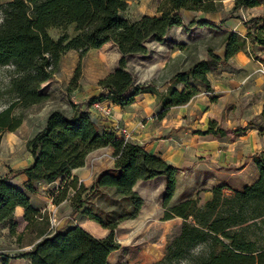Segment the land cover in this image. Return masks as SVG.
<instances>
[{
  "label": "trees",
  "instance_id": "16d2710c",
  "mask_svg": "<svg viewBox=\"0 0 264 264\" xmlns=\"http://www.w3.org/2000/svg\"><path fill=\"white\" fill-rule=\"evenodd\" d=\"M232 9L253 7L260 0H231ZM221 0H159L156 14L140 15L134 19L123 16L126 0H7L0 3V65H9L11 74L7 88L10 101L0 109V138L4 131H14L22 115L13 113L18 105L26 108L39 104L46 95L40 85L58 69L60 56L67 50L77 52L80 58L86 51L104 43L115 46L119 56L113 69L98 79L103 90L77 103H71L66 113L61 109L49 110L41 128L26 141L25 148L31 160L28 165L0 174V223L6 222L13 233L16 222L13 209H23L26 229L42 230L41 237L28 250L13 256L28 264H109L107 256L119 248L114 231L118 222L134 218L142 198L133 189L137 181L155 176L163 177L161 220L177 217L176 229L167 234L159 258L147 264H264V157L253 155L257 177L229 193L222 185L212 186L210 197L198 204L197 198H186L169 204L175 189L177 167L157 155L148 153L141 145L124 141L114 130L101 126L93 119L88 107L95 101H109L118 106L129 105L141 92L155 93L152 83H136L126 69L130 55H147V40L164 41L173 26H183V11L213 13L219 10ZM190 26H215L205 18H191ZM70 27L71 33L64 31ZM48 28H61L55 38ZM261 29L264 31V19ZM263 42L260 35L245 32L242 36L227 31L223 40L222 57L211 49L206 57L193 61L185 70L171 74L165 89L158 95L161 118L171 106L188 102L199 92L210 90L207 73L214 66L223 65L228 57L239 50L246 51L245 40ZM75 70L73 79L76 78ZM259 117L264 120V100ZM197 134L223 136L225 129L209 121L205 130ZM109 146L113 163L98 172L88 186L71 175V170L83 164L93 149ZM22 174L21 185L11 178ZM58 181L56 194H49L51 203L69 200L70 213H80L107 229L100 238L94 237L78 224L49 229L48 215L29 203V195L39 184ZM68 190L71 195L67 197ZM102 198L115 207L109 220L103 222L100 211L93 212L91 200ZM34 226V227H32ZM114 264H128L116 262Z\"/></svg>",
  "mask_w": 264,
  "mask_h": 264
},
{
  "label": "crops",
  "instance_id": "0c3cea01",
  "mask_svg": "<svg viewBox=\"0 0 264 264\" xmlns=\"http://www.w3.org/2000/svg\"><path fill=\"white\" fill-rule=\"evenodd\" d=\"M146 1L126 0V3L127 7L128 3H132L137 7L140 13L138 16L155 15L159 0H150L153 2L152 12H148L147 9L144 11ZM260 5L259 3L253 7H260ZM253 7H246L245 9ZM199 13L197 17L205 18L215 25V22L211 20V15L215 12ZM237 28L239 31L237 33L242 35L243 25L240 24V28L239 26ZM225 29L233 31L231 28ZM106 44L111 43H104L99 48ZM111 45L115 50L114 58L116 61L119 53L115 46ZM149 50L151 53L153 52V57H155L156 52ZM181 51L178 49L176 51L171 50L167 54L156 56L153 63H150L153 78L144 82L135 81L136 83H152L155 93L141 92L135 95L133 101L126 106L121 107L112 104L113 121L103 119L100 124L102 127L112 130H114L115 125L119 128H126L130 133L129 141L141 145L148 153L159 156L165 162L179 169L175 175V189L168 201L169 204L186 198H197L198 203L201 204L210 197L209 189L212 186L222 185V191L229 193L253 182L257 177L256 167L251 157L253 155L264 157V120L261 118L259 119L261 121L255 124L251 120H247L246 116L250 114L247 109L248 107L253 109L252 105H242L240 109L244 112V115H239L236 118L223 116L221 109L224 101H230L229 98H226L227 96H237V99L243 101L248 96L259 93L263 94L261 102L259 101L260 103L255 105L256 110H253V113L259 114L264 100V72H258L257 63L259 61L254 60V63L247 51L239 50L226 59L223 65L227 68L220 71L216 79L208 75L210 72L207 73L210 90L205 92L211 93L209 99L198 92L185 104L171 106L161 118H156L155 115L159 110L158 95L164 91L171 74L187 69L193 61L205 58L204 56L198 57L188 66H185L184 62L178 61L181 56L177 54L183 53L185 47H181ZM214 53L222 57L223 49ZM169 62L173 63L171 67L168 66ZM262 66L264 68L263 64ZM243 70H249V72L256 70L258 75L249 77V73L246 75L241 73ZM235 72L240 73L236 75ZM156 78L162 79L161 85L157 84L158 80ZM163 82H165V85H163ZM99 91H102V89L98 87L94 94ZM235 109L238 111L237 105ZM209 121L215 122L216 125L224 128V135L219 137L212 134L195 133V130H205ZM115 133L118 137L120 136L116 131ZM6 139L12 141L13 137L7 136ZM30 160L29 155L24 165L18 169L28 165ZM112 163L111 148L109 146L99 147L88 152L83 164L72 169L71 175L84 186H88L98 172L110 168ZM8 170H1L0 174L6 173ZM24 180L25 177L22 174H17L11 178V181L18 185H21ZM52 184L40 185L35 193L29 195L30 205L48 216L54 215V211H56V207L51 203L47 193V187ZM133 189L142 198V204L136 217L139 218V222L150 224L155 219L150 218L147 213L155 211L156 214H162L164 211L161 203L163 177L155 176L144 181H137ZM22 213V207H14L13 218L16 227L13 233H9L6 222L0 223V258L3 255L13 256L17 252L28 250L42 235V230L36 232L24 228L25 221L22 219ZM158 218L156 220L163 222L165 225L169 221L179 220L177 217L165 220ZM94 225L79 226L97 238L103 237L107 233L96 229ZM56 228H61V225H57ZM128 236L129 233L125 236L126 239ZM115 239L119 243V249H122L125 245V238L119 237L118 239L115 237ZM160 250H163V246ZM18 261L28 264L26 258H7V264H17Z\"/></svg>",
  "mask_w": 264,
  "mask_h": 264
},
{
  "label": "rangeland",
  "instance_id": "374dc122",
  "mask_svg": "<svg viewBox=\"0 0 264 264\" xmlns=\"http://www.w3.org/2000/svg\"><path fill=\"white\" fill-rule=\"evenodd\" d=\"M5 1L7 0H0V3H4ZM260 1V7L232 9L231 0H221L219 10L211 15V20L215 22V26L212 27L190 26L188 21L191 18H197L200 13L184 11L182 13L183 26L171 27L166 32L164 41L156 43L153 40H147L145 45L147 48L156 52L154 54L155 57L167 54L171 50L176 51L178 49L181 51V47H185L183 53H177L178 56H181L178 61L184 62L185 66H188L198 57H206V50L208 48L214 52H220L222 50L223 40L227 33L225 28H231L233 31L239 32L237 27L239 26L240 28V24H242V36L245 35V32H248L251 35H260L264 40V31L261 29L262 19H264V0ZM146 9L148 12H152L153 2L147 0L146 4H144V11ZM139 14L137 7L132 3H128V7L123 12V16L128 19H134ZM62 31L61 28L47 29L48 35L52 38H55ZM64 31L71 33L70 27H67ZM245 43V49L252 57L253 62L256 60L264 65V43H250L248 39L245 40ZM114 56L115 50L111 44H106L102 48L88 50L80 58L77 57V52L74 50H67L60 56L57 71L46 82L40 85V91L46 95L45 100L26 108H21L18 105L13 108V113L21 114L22 120L14 131H4L1 135L0 171H7L8 169L16 170L24 165L29 158V154L25 148V141L41 128L46 113L53 108L61 109L67 113L71 107V103H77L94 94L98 90V79L114 67ZM155 57H153V52L147 55L134 54L127 57L126 69L133 76L134 81L144 82L153 78L150 63H153ZM168 64L171 67L173 63L169 62ZM226 68L225 65L214 66L208 75L216 79L217 74L222 70H226ZM75 70H77V75L73 79ZM238 73L240 72H235L236 75ZM241 73L245 75L249 73V77L258 75L256 70L252 72L243 70ZM10 74L11 67L9 65H0V109L4 108L13 98L7 88ZM156 79L158 80L157 84L161 85L162 79ZM163 85H165V82H163ZM199 94L204 95L208 99L211 96V93H206L202 88H199ZM262 95L259 93L252 94L243 101L237 99V96H227L226 98H229L228 100L230 101L226 100L223 102L221 113L227 118H236L239 115H244V112L240 109L242 105H252L253 109L249 107L247 109L250 114H247L246 118L254 124L258 123L261 121L259 120L261 118L258 116V113H253V110H256L255 105L261 102ZM235 104L238 107V111L235 109ZM7 136H12L13 140L8 141L6 139ZM58 186L59 183L56 181V183L47 187L48 195H55L56 191L54 189L58 188ZM70 195L71 191L68 190L67 197ZM55 207L56 211H54V215L57 221L56 226L61 225V227H66L74 223L83 226L95 224L96 229L107 232L105 227L93 219L78 212L71 214L69 212L68 199L62 200ZM91 207L93 208V212L100 211L103 222H107L109 216H111V212L115 210V207L109 205L107 201L99 197L91 200ZM147 214L150 218L155 219L150 224L139 222L140 220L136 216L132 219H125L118 222L114 235L118 239L119 237L125 238V245L122 249L118 248L108 254L107 261L109 264L116 262L147 264L161 256L162 250L160 248L164 246L167 234L176 229L179 220L169 221L165 225L163 222L156 220L158 217L160 219L162 214H156L155 211ZM128 233L129 236L126 239L125 236ZM17 264L25 263L18 261ZM179 264L184 263L180 262Z\"/></svg>",
  "mask_w": 264,
  "mask_h": 264
},
{
  "label": "built area",
  "instance_id": "2783aa9c",
  "mask_svg": "<svg viewBox=\"0 0 264 264\" xmlns=\"http://www.w3.org/2000/svg\"><path fill=\"white\" fill-rule=\"evenodd\" d=\"M258 64V72L259 73H263L264 72V68L262 66V64L260 62L257 63ZM112 103H110L109 101H95L93 102L89 107H88V111L90 116L93 119L102 121L103 119L105 120H112ZM111 121V122H112ZM114 130L120 135V137L126 141V140H130V133L128 130H126V128L124 127H120L119 126H114ZM42 185L41 183L39 184V186ZM48 221H49V229L53 230L56 228V218L54 215L48 216Z\"/></svg>",
  "mask_w": 264,
  "mask_h": 264
}]
</instances>
